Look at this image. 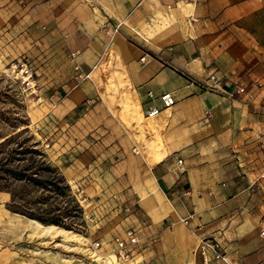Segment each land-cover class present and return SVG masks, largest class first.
I'll return each instance as SVG.
<instances>
[{
    "label": "crops",
    "instance_id": "0c3cea01",
    "mask_svg": "<svg viewBox=\"0 0 264 264\" xmlns=\"http://www.w3.org/2000/svg\"><path fill=\"white\" fill-rule=\"evenodd\" d=\"M31 8L46 15L48 29L67 54L78 53L82 71L101 78L102 85L70 91L63 105L71 112L83 100L97 101L96 131L91 138L80 134L85 145L78 147L86 167L102 156L113 158L105 185L120 190L119 209L123 203L131 209L126 218L117 214L119 221L110 212L116 224L108 234H121L126 223L143 216L155 226L171 216L175 233L186 236L189 248L194 240L188 233L195 245L211 237L235 264H261L264 252L256 238L264 223L245 211L252 203L243 199V190L251 176L263 172L256 169L264 155V134L258 130L263 125L254 114L255 92L263 87L253 83L264 85V0H31ZM212 74L219 83L203 89ZM239 86L246 94L232 95ZM162 93H171L176 104L145 118L143 112L158 106ZM124 94L134 103V122L148 135L109 117V97ZM161 190L178 196L175 205L164 203ZM6 196L0 192L3 203ZM109 202L100 214L113 209L115 202ZM176 210L182 218L193 214L191 225L200 229L181 225ZM5 218L28 220L12 213ZM109 223L106 216L96 222L100 230L93 236L105 235Z\"/></svg>",
    "mask_w": 264,
    "mask_h": 264
},
{
    "label": "rangeland",
    "instance_id": "374dc122",
    "mask_svg": "<svg viewBox=\"0 0 264 264\" xmlns=\"http://www.w3.org/2000/svg\"><path fill=\"white\" fill-rule=\"evenodd\" d=\"M65 48L48 29L46 15L32 10L31 0H0V142L5 139L9 141L4 148L5 152L18 147L35 152L25 155L24 161L19 165L34 162L33 166H36L42 156L41 160L52 171L43 174L41 178L55 183L60 176L68 186L67 190L56 192L54 188H49V191L36 190L33 193V198H48L46 205L34 206L35 208L67 212L62 219L64 224L57 226H44L14 213L16 210L11 208L10 195L1 192L8 199L5 203L0 200V264H188L190 261L197 264L193 258L197 245L195 238L187 232L194 240L193 246L189 248L186 236L175 233L171 216H167L163 223L156 226L144 216L138 223H126L122 227L123 231L128 227L134 228L138 243L131 248L132 255L128 260L116 258L112 241L114 237L122 235L123 231L114 236L108 234L109 227L116 224L111 213L118 220L117 214L126 218L131 215V209L126 206L127 203H123L119 209L117 192L120 193V190L116 189L118 191L115 192L105 185L109 177L107 167L114 162L113 158L102 156L96 164L92 166L90 162L86 167L83 152L78 147L85 145L78 141L80 134L87 132L85 135L91 138L90 132L96 131L94 123L98 112L94 114V105L97 101L83 100L71 112L66 111L63 105V100L70 91L85 88L90 90L91 85H102V81L95 72L88 80L77 81L69 59L70 53L67 54ZM21 61L28 62L31 67L32 89H25L15 78V66ZM258 83L262 84L264 90L263 82ZM263 90L255 92L258 97L254 104L257 106L254 114L260 116L263 125L258 127L262 134ZM122 96V99L119 95L117 98H114L115 95L109 97L110 103L106 111L109 117L113 114L115 118H119L127 130L136 127L139 130L131 113L134 103L126 94ZM19 120L25 124L22 125ZM100 125L103 124L99 123V128ZM142 135L140 134L141 137ZM5 157V154L0 155V159ZM95 159L94 155L90 157L92 162H96ZM103 163L106 164L102 166ZM260 167L263 172L258 174L260 176H251V181L243 190V199L252 203L246 206L245 211L256 213L259 221L264 223V155L256 169ZM68 169L73 170L72 175L67 173ZM161 192L165 204L167 200L173 206L178 201V196L175 198L164 190ZM24 199L28 201L30 198ZM110 200L115 202L113 209L100 214L103 208L111 206L107 205L111 203ZM126 207L130 209L129 213L123 212ZM3 209L7 211L5 217L12 213L32 222L27 220L23 224L14 223L3 217ZM193 212L200 215L202 222L210 224L200 212ZM178 214L180 218L183 217V214ZM104 216L110 221L102 230L105 235L95 237L93 231L100 230L96 227V222ZM166 231L169 233L164 238L163 233ZM261 231H264V224L258 226L256 238L262 244L264 252ZM260 263L264 264V255Z\"/></svg>",
    "mask_w": 264,
    "mask_h": 264
},
{
    "label": "trees",
    "instance_id": "16d2710c",
    "mask_svg": "<svg viewBox=\"0 0 264 264\" xmlns=\"http://www.w3.org/2000/svg\"><path fill=\"white\" fill-rule=\"evenodd\" d=\"M1 115V114H0ZM19 122L24 125L21 120ZM1 129V128H0ZM9 141L6 139L0 142V155L5 154V158L0 159V192H6L10 195L11 208L14 207V213H19L30 220L39 222L44 226L48 225H63V217L67 215V212H61L58 209H49L48 211L39 210L34 206L46 205V199L43 196L33 198V193L36 190L49 191V188H54V191L67 190L68 186L65 184L62 177H58L54 182L43 180L41 176L43 174L51 173V167L40 160L37 161V165L33 166L34 162H30L29 165H19L24 161V156L27 154H33L35 152L24 148L13 149L4 151L6 144ZM57 184H62L59 187ZM61 196V192H58ZM30 198L26 201L24 198ZM50 199V198H49Z\"/></svg>",
    "mask_w": 264,
    "mask_h": 264
},
{
    "label": "built area",
    "instance_id": "2783aa9c",
    "mask_svg": "<svg viewBox=\"0 0 264 264\" xmlns=\"http://www.w3.org/2000/svg\"><path fill=\"white\" fill-rule=\"evenodd\" d=\"M197 0H188L189 3L195 4ZM119 25L115 27L114 32L117 31ZM78 53L71 52L69 54L70 62L72 63V69L75 72L76 80L83 82L89 79V74L84 73L77 62ZM144 57L141 58V61ZM14 75L16 80L25 88L32 89V70L28 62H19L15 66ZM191 83V82H190ZM219 83L214 74L206 78V83L203 84V89L214 88ZM256 89H261L262 85L259 83L254 84ZM232 95L246 94V90L239 86L235 88ZM148 98L153 99L151 93L147 94ZM264 97V94H263ZM159 105L150 106L143 112L145 118H154L160 112L167 110L176 104V99L171 93H162L157 97ZM177 163L180 165L181 161ZM187 195L189 193H186ZM124 213H129V208H124ZM193 214L181 219V223L190 230L200 229V226L193 227L191 225ZM260 236L264 238V231L260 232ZM114 253L118 260L126 261L131 257V248L138 243V236L134 228H126L122 235H118L113 238ZM193 256L197 264H235L226 254L220 243L211 237H201L193 251Z\"/></svg>",
    "mask_w": 264,
    "mask_h": 264
},
{
    "label": "bare ground",
    "instance_id": "6f19581e",
    "mask_svg": "<svg viewBox=\"0 0 264 264\" xmlns=\"http://www.w3.org/2000/svg\"><path fill=\"white\" fill-rule=\"evenodd\" d=\"M151 119V118H150Z\"/></svg>",
    "mask_w": 264,
    "mask_h": 264
}]
</instances>
